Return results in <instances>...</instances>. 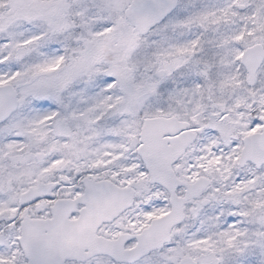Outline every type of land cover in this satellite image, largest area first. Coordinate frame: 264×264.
Listing matches in <instances>:
<instances>
[{
	"label": "snow or ice",
	"instance_id": "snow-or-ice-1",
	"mask_svg": "<svg viewBox=\"0 0 264 264\" xmlns=\"http://www.w3.org/2000/svg\"><path fill=\"white\" fill-rule=\"evenodd\" d=\"M0 264H264V0H0Z\"/></svg>",
	"mask_w": 264,
	"mask_h": 264
}]
</instances>
